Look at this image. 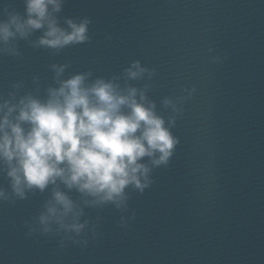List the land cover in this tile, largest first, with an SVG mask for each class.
I'll return each mask as SVG.
<instances>
[{
    "label": "water",
    "instance_id": "water-1",
    "mask_svg": "<svg viewBox=\"0 0 264 264\" xmlns=\"http://www.w3.org/2000/svg\"><path fill=\"white\" fill-rule=\"evenodd\" d=\"M60 15L91 18L90 40L58 52L34 46L39 31L15 42L18 55L0 54V103L46 98L52 65H67L60 79L144 90L179 144L150 187L126 190V210L85 208L94 230L63 246L24 226L52 186L19 200L0 172L15 201L0 202V264H264V0H67ZM134 61L148 71L130 80Z\"/></svg>",
    "mask_w": 264,
    "mask_h": 264
},
{
    "label": "clouds",
    "instance_id": "clouds-1",
    "mask_svg": "<svg viewBox=\"0 0 264 264\" xmlns=\"http://www.w3.org/2000/svg\"><path fill=\"white\" fill-rule=\"evenodd\" d=\"M66 2L23 0V12L5 5L0 10V54L18 55L15 42L38 31L42 34L34 46L57 52L87 43L91 18L61 17ZM66 67L52 65L58 86L49 87L46 98L26 94L16 100L13 94L0 103V172L11 195L25 200L28 192L43 193L52 186L35 220L24 222L26 235L60 236L61 246L94 230L85 208L126 210V190L143 193L150 187L152 169L167 165L179 144L171 130L175 119L159 115L144 90L122 87L116 78L88 82L91 73L60 79ZM147 71L139 61L125 69L130 80ZM164 104L178 110L172 100ZM4 201L15 203L0 188ZM119 226H124L123 217Z\"/></svg>",
    "mask_w": 264,
    "mask_h": 264
}]
</instances>
